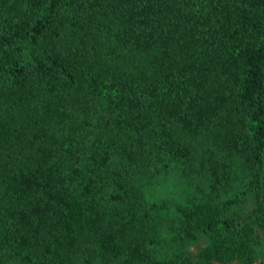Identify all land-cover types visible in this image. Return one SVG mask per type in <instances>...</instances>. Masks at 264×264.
I'll use <instances>...</instances> for the list:
<instances>
[{
  "label": "trees",
  "instance_id": "obj_1",
  "mask_svg": "<svg viewBox=\"0 0 264 264\" xmlns=\"http://www.w3.org/2000/svg\"><path fill=\"white\" fill-rule=\"evenodd\" d=\"M263 261L264 0H0V264Z\"/></svg>",
  "mask_w": 264,
  "mask_h": 264
},
{
  "label": "rangeland",
  "instance_id": "obj_2",
  "mask_svg": "<svg viewBox=\"0 0 264 264\" xmlns=\"http://www.w3.org/2000/svg\"><path fill=\"white\" fill-rule=\"evenodd\" d=\"M168 186H169L168 189H169L170 192H172V191L175 192V191L178 190V188H179V185L174 184V183H172V182L169 183ZM261 264H264V261H263Z\"/></svg>",
  "mask_w": 264,
  "mask_h": 264
}]
</instances>
